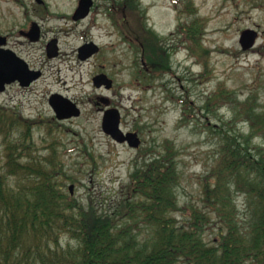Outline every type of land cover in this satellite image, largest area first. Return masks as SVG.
Masks as SVG:
<instances>
[{
    "label": "trees",
    "instance_id": "obj_1",
    "mask_svg": "<svg viewBox=\"0 0 264 264\" xmlns=\"http://www.w3.org/2000/svg\"><path fill=\"white\" fill-rule=\"evenodd\" d=\"M180 2L185 18L177 26L182 36L178 47L202 65L195 77L202 83L212 73L211 49L203 42L208 19L199 15L194 0ZM119 5L124 26L137 17V25L130 21L129 26L137 36L130 40L141 51V61L135 63L138 81L174 72L173 52L138 14L143 10L140 0H122ZM167 97L183 104L187 120L195 116L189 101ZM225 105L250 131L238 134L220 126L225 140L203 187L206 209L192 207L190 219L183 222L176 215L180 150L172 139L139 152L117 212L104 214L92 196L88 204L82 203L63 188L62 175H70L60 159L54 126L47 127L52 137L47 150L35 154L30 121L0 108V264H264V146L251 145L256 138L264 141V109L257 93L241 99L221 83L204 107L219 110ZM89 160L95 161L92 153ZM239 195L245 196L249 215L245 225ZM213 213L220 228L209 241Z\"/></svg>",
    "mask_w": 264,
    "mask_h": 264
},
{
    "label": "rangeland",
    "instance_id": "obj_2",
    "mask_svg": "<svg viewBox=\"0 0 264 264\" xmlns=\"http://www.w3.org/2000/svg\"><path fill=\"white\" fill-rule=\"evenodd\" d=\"M48 1L55 11L51 27L61 40L63 54L45 62L48 71L34 86L29 89L13 86L0 93V105L6 104L9 110L30 121L34 153L47 150L52 140L47 135V127L53 125V134L59 140L60 159L70 175H62L63 188L70 192V185L74 184L73 196L80 202L88 204L92 196L99 213L115 215L127 193L130 173L139 152L172 139L180 150V183L177 188L180 208L176 215L183 222L190 219L192 207L206 209L203 187L225 140L220 126L245 135L250 128L246 122L234 120L230 107L225 105L219 110H209L204 105L207 96L223 83L235 90L241 99L257 93L264 109V0H194L199 15L208 19L203 42L211 49V78L202 83L195 78L203 69L202 65L187 49L178 47L182 36L177 32V26L185 18L179 12L181 0L177 3L175 0H140L143 10L138 14L144 23L164 37V45L176 44L178 47L171 53L174 72H166L163 78L150 79L146 83L136 77V59L141 61L138 44L123 37L118 27H92L91 19L75 22L67 16L73 13L74 0ZM117 15L118 26L123 25V19ZM130 21L137 25L135 15ZM130 21L124 30L136 38L130 29ZM247 28L255 29L259 34L255 46L245 50L240 36ZM110 29L112 34L108 33ZM89 40L117 46L115 55L109 53V57H115L123 66L113 65L117 70L112 65L102 66L96 56L81 60L78 47ZM101 68L116 79L110 90L94 85L93 77ZM164 83L167 86L162 85ZM53 93H61L76 103L81 110L80 116L57 118L49 101ZM168 95L181 96L193 104L195 116L187 120L183 104L169 99ZM101 96L109 99L111 108L117 107L121 111L122 129L139 131L142 138L140 148L120 144L102 130L103 115L108 106L105 101L98 100ZM251 145L264 146V141L256 138ZM90 153L94 155V162L89 160ZM3 155L0 136V168L4 164ZM237 204L245 225L249 215L244 195L237 196ZM213 219L207 230L209 241L218 235L220 228L214 213ZM67 240L65 236L63 241L67 243Z\"/></svg>",
    "mask_w": 264,
    "mask_h": 264
},
{
    "label": "flooded vegetation",
    "instance_id": "obj_3",
    "mask_svg": "<svg viewBox=\"0 0 264 264\" xmlns=\"http://www.w3.org/2000/svg\"><path fill=\"white\" fill-rule=\"evenodd\" d=\"M81 1L74 0L73 13L67 14L69 18L75 22L91 19L92 27L110 26L114 29L118 27V0H93L90 13L76 20L74 15ZM54 17L55 11L48 0H0V75L4 77L9 75L10 79L13 78L11 81L5 80L0 93L9 91L13 86L20 89H29L34 86L45 77L48 71L45 68V62L63 54L61 40L54 35L55 31L51 27ZM108 33L112 34V30H108ZM91 41L93 40L85 43ZM97 43L98 52L88 57L89 59L99 57L102 66L112 65V68L116 70L123 66L113 57L117 52H114L117 46L101 41ZM173 47L174 44H171L170 50ZM109 53L113 56L109 57ZM41 58L45 61L40 62ZM103 72L110 75L103 68L99 69L98 73ZM113 79L116 82V79ZM4 105H0V108L9 110L7 105ZM23 118L26 117L23 116Z\"/></svg>",
    "mask_w": 264,
    "mask_h": 264
},
{
    "label": "water",
    "instance_id": "obj_4",
    "mask_svg": "<svg viewBox=\"0 0 264 264\" xmlns=\"http://www.w3.org/2000/svg\"><path fill=\"white\" fill-rule=\"evenodd\" d=\"M93 5V0H82L80 6L74 15L75 19H80L86 17L89 12L90 8ZM258 31L255 29H245L242 30L240 43L243 49L252 48L257 40ZM98 50L96 44L94 42L88 43L80 47V57L87 58L88 56L92 55ZM11 76L7 75L6 77L0 75V90L3 89L2 85L4 84L5 80L11 81ZM6 78V79H5ZM95 85L101 86L103 83L107 84V87L112 86V80L107 77L106 74H100L94 77ZM105 100V99H103ZM105 102H109V100H105ZM50 103L55 109L58 118H68L71 116H79L81 113L80 108L70 101L68 98L63 97L60 94H53L50 98ZM121 112L118 108H110L106 110L103 118V130L112 136L118 142H128L131 147L139 148L141 145V138L136 131H129L124 132L121 127ZM74 185L70 186V189L73 190Z\"/></svg>",
    "mask_w": 264,
    "mask_h": 264
},
{
    "label": "bare ground",
    "instance_id": "obj_5",
    "mask_svg": "<svg viewBox=\"0 0 264 264\" xmlns=\"http://www.w3.org/2000/svg\"><path fill=\"white\" fill-rule=\"evenodd\" d=\"M63 83H66V81H64Z\"/></svg>",
    "mask_w": 264,
    "mask_h": 264
}]
</instances>
